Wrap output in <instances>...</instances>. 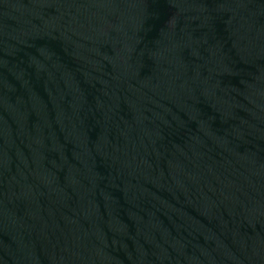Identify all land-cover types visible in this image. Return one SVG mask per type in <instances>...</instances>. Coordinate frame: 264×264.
<instances>
[{"label":"water","instance_id":"water-1","mask_svg":"<svg viewBox=\"0 0 264 264\" xmlns=\"http://www.w3.org/2000/svg\"><path fill=\"white\" fill-rule=\"evenodd\" d=\"M0 264H264V0H0Z\"/></svg>","mask_w":264,"mask_h":264}]
</instances>
